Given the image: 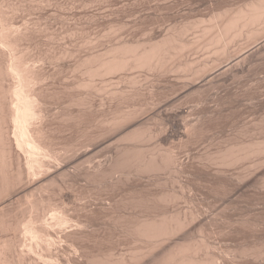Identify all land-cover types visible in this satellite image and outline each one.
Here are the masks:
<instances>
[{
	"label": "bare ground",
	"instance_id": "1",
	"mask_svg": "<svg viewBox=\"0 0 264 264\" xmlns=\"http://www.w3.org/2000/svg\"><path fill=\"white\" fill-rule=\"evenodd\" d=\"M4 1H7V0H0V264H138L139 262L142 263L145 260H147V262H148L147 264H239L238 260H237L238 258H241V260L251 258V260L255 261L256 263L259 261L260 262L263 261L264 260V239H260L256 243L254 242V244L251 246L241 247V249L239 251L237 249L238 252H234L233 254L227 253L229 255L225 254L223 257H222V253L218 254V252H217V254H211L210 251L213 250L212 252L215 253L216 251H214V250H218L217 249L218 247H217V244H215V242H213L214 240H212V242H211L209 240V238L204 234V228H205L204 224H206V226L210 225L212 227V226L217 224V222L215 220L212 219V221L210 220L209 223L208 222L204 223L205 220L203 219L204 220V221L202 220L203 225H197L196 223L198 221H196V220H198V217H200V218L205 217L204 214H203V216H199V215H201V213H198V211L194 212L191 209V212L190 211L189 212H182L180 209L179 210H171V211H170V209H168L169 211L166 210L164 212V210H165L164 208H163V211H162V209H160L161 204H165V206L162 205V207L166 208L168 205H173L174 203L176 204V202H178V200H179V202H182L181 198L186 197V196H184L185 195L184 193L178 194L177 192H174L175 190H173V189L171 190L173 192H171L169 190H166L165 188H163V190L164 189L165 190L164 191L161 190V192H158V190H157L158 193H156V192L155 193H149V192H154V191H151L152 190L151 188H150L151 190L149 189L150 191L147 190L146 187L148 185L145 187V185L144 186L142 184L140 185V183H139V185H137L138 183H136L135 185L132 184V186H130L129 190H130V192H132L131 194L136 193V195L138 194V196L133 194V195H135V197H132L133 195L130 197V194H128L130 197L129 198V197H127V194H126V197L124 196L125 199H123V200H126V198H129V199L133 198L132 200L127 199L129 201V204H128L129 207L127 205V201H126L127 207L125 204L124 205H125L126 209L127 208L130 209V206H131V209L135 210V212H133V210H132V212H133L132 213L131 209H130V211H127V212H130V215H121L120 217L118 215V219H115L116 217L113 218L112 216H115V214H116V212L114 210L115 205H113L114 202L117 203L116 201H114L113 203L110 201L111 203H109L108 201H106V199L104 200V198H102L103 195H101V194L98 195L97 196L98 199H99V197H100L99 200L102 199L100 201L101 203H99V204L96 203L99 205V208H97V209H100V207H101L100 212H98L99 210L97 211V209L91 210L93 208L92 206L95 205V204L92 205L91 203L97 199L96 197H93V198H95L93 201L91 199H90L91 201H89L86 198L88 195L85 197L84 195H82L77 190L76 191H74V190L76 189V187L78 185H81L80 183H78V182H81L80 178H81V180H83V179L85 180L87 178L86 181H88V182L90 181V183H89L90 187L93 186L96 188L98 187V189H100V187L103 188L105 186L107 189V187L109 186L112 188V190H114L113 192L115 193L117 190H119V188L121 190V184L122 183H126L125 181H127V183H128V180L129 179L131 180V178H134L133 180H135L136 178L138 179L141 176L143 177L144 175H146V177H147L149 174L153 175V174L160 173L162 171L165 172V170H168V172H169L170 171L169 169H172V168H173L175 174H177V175L184 174V172H186L185 170L188 169V168L184 167V165L187 163H184V161L180 162L181 159L178 160V157H177L178 154L176 156L174 154V150L172 151V149H170V148L165 149L164 148L165 146L163 144H165V145H166V143L170 144V142L171 143L175 142V141L177 142V140L181 146L183 144H186L187 146H188V144H190L189 146L191 147V145L196 146L197 145L196 143L201 144L200 140L202 141V139H204V137L207 135L206 133L208 131H210V128L213 126L212 123L216 122L217 119L219 120V117L221 114L223 115V111L227 108V107L225 108V106H227V105L222 103L224 101L222 99L227 97L228 93H229V95L230 94L232 95L233 93L235 94L237 89H235L233 86H231V84H229L227 82H226L227 84L226 83L224 84L222 82L223 86L224 85L228 86V84H229V86L232 87L231 90H234V91L236 90L235 92L232 91L233 93H231V90L229 89L230 91H228V93H226V91L228 90L229 87L225 88L226 86H224V88H223L224 90H223L222 87H220L222 85H220V83L218 81H214V80L218 77H219L220 81H222L223 79L228 80V77L231 78V76H232L233 79H234V77L237 78V80H235V81H239L238 74L240 73V70H244V64L248 65L246 63V61L249 58V56L251 55V54H249L250 51H248L247 49L250 50L251 48H254L252 46L255 45V43L257 41L263 40L262 38H264V0H244V2L242 1L243 4H240L237 7H235L236 4L234 6H232V4H231L230 6H228V5L226 7L223 6L220 9L219 8L212 9L213 11L210 12V15L209 14L208 15L203 14L202 16L199 17V19L196 18L197 20H195L194 22H192V21L186 22V23H183L180 25L175 24L174 26H172L171 29L168 28V29H170L169 31H167V29H166L167 32H165V30H164V32H165V33L163 32L164 34L161 31H160V33H162V34L159 35V32H158L157 36L154 35L153 33H151L152 35H154V37L152 36V38L150 37V39L143 40V41H138V40L136 41V38H135V41L133 39H132L133 41L123 40L124 38L122 39V37H123L122 36L121 37L122 41L117 42V41H115L117 39V38L115 39V35L117 34L115 32H117V30L115 31L114 29L117 27H120L121 25L117 26V27L113 26L114 28L112 30L110 29L109 32H111L113 30L115 31V32L113 31L114 36L113 35L112 36L115 39L113 41H115L116 43L113 42V44H112L110 41L109 42L111 44L108 43L107 39H108L109 34H107L106 30H105V33L107 34V36L105 35V33L102 34V36H103V38H104V36L107 38V39L106 38H104V39H106L105 41L108 44L107 45H106V43L104 44V39H103V44H102L103 49H99L101 51H98V50L94 51L93 48H96L95 47L96 44H98V42L102 39V38H100L101 35L99 37L97 36V34H96V37L95 36L94 37L93 36L88 37L87 35H85V38H84V40H82V42L84 41L88 47L91 45L89 48L92 51L86 53L85 56L82 54L81 56L79 55L77 57L75 56V53H76L75 50L76 49L74 47V46H76V42H78L74 38L77 31L74 32V34H73L74 36H72L71 33H69L67 36V38L69 36H70L69 38H71V36H72L74 38V40L72 38L73 42L76 41L75 44L73 45L71 43L72 40L70 39L71 40L70 44H72L73 48L69 47V46H68L69 48H67L66 47L67 45H65L66 42H65V44L62 42H60V43L58 42V44H57L56 41L59 40V37H57V39L54 38V44L56 43L57 46L59 45L58 47H60V44L62 43V44H64V49L61 48L62 50H60V48H58L60 52L58 51L57 47H55L56 48L55 50L52 49L53 52L54 51L56 53L58 52L57 54L55 52H54L55 54H52V51H50L51 52V54H50V52H44L43 50H41L43 52H41L38 55H35L36 57H33V54H35V53H33L34 51L32 53H30L31 52L30 47L34 44V43L32 44V42H35L38 40V38L36 40V32H38L39 29L42 27L41 26L42 22H40L41 23V25H40L39 22L37 21L38 25L41 26V27H39L38 31H37L38 27L37 28L32 27L34 24L33 21H32L31 26L28 25L29 23L31 24V22L26 21L28 18H26V20L23 19L28 24H25L23 26V24H24L23 22H18L20 24V26H19V24L15 21V20H17V17L15 19V14H16L15 11H18V9H20V8H18L16 5H14L15 2L12 4L11 1L10 2L8 1L9 3L5 2L6 4L8 3L6 6L4 4ZM17 1H19V0H17ZM29 1H33V0H29ZM29 1L25 0V4L22 3V1H20V2L24 5H27V3H29ZM48 1L49 0H46V2H48ZM35 2H37V0H35L32 3L30 2V4L32 5L34 3L33 5H36V7H37L36 10H37L38 8H40V6H37L38 2L37 3H35ZM46 2H45V0L43 2L41 1V3L47 4ZM69 2H71V1H69ZM92 2H94V0ZM21 3H17V4H21ZM87 3H88V1H87ZM94 3H93V5H94ZM174 3H176V1H174ZM101 4H102V2H101ZM177 4H178V2H177ZM28 6L30 8V5H28ZM32 6H31V8L34 10L35 8H33ZM52 6H50V7L52 8ZM56 6H58V5H56ZM41 7L43 8V5H41ZM45 7H46V5H45ZM82 7H84V6L82 5ZM82 7H81V9H82ZM63 8L65 9V7H63ZM87 8H88V6H87ZM106 8H108V7H106ZM9 9H11V11H9ZM25 9H26V7H24V11H25ZM32 9L29 10L30 13H31ZM90 9H92V8H90ZM21 10L19 12H21ZM61 10H63V9H61ZM86 10H88V9H86ZM42 11L46 12L45 10H42ZM55 11H57V10H55ZM81 11L83 12V10H81ZM32 12H34V11H32ZM88 12H90V11H88ZM199 12H200V9H199ZM13 13H15L14 17L12 15ZM50 13H51V11H50ZM192 13L194 14V11ZM192 13H191V15H192ZM22 14H24V13H22ZM189 15H190V13H189ZM16 16H18V15H16ZM45 16L47 17V15H45ZM24 17H26V16L23 15V18ZM39 18H41V17H39ZM141 18H142V16H141ZM43 19H45V18H43ZM43 19L41 18L38 20L44 21ZM52 19H54V18H52ZM144 19L145 18H143V20ZM63 20H64V18H63ZM100 20H102V19H100ZM183 20H184V17H183ZM93 21L95 22V20H93ZM97 21H99V19ZM115 21L117 22V20H115ZM34 22H36V21H34ZM44 22H43V26L45 27V25H47V24L44 25ZM62 23L64 24L63 21H62ZM173 23H175V22H173ZM66 24H67V22H66ZM83 24H84V22H83ZM35 25H36V23H35ZM71 25H72V23H71ZM122 25H123V23H122ZM135 25H137V24H135ZM169 26H171V25H169ZM44 27H42V28H44ZM84 27L86 28V26H84ZM127 27H128V25H127ZM68 28H71V27H68ZM75 28H76V26H75ZM75 28L72 30L75 31L76 30ZM77 28H78V26H77ZM110 28H111V26H110ZM65 29H66V27H65ZM122 29H123V27H122ZM122 29H120V30H122ZM132 29H135V28H132ZM141 29H142V27H141ZM47 30H49V29H47ZM63 30H61V32H63ZM103 30H101V31H103ZM79 31L81 32V30H79ZM84 31H82V32H84ZM191 31L193 33L197 34V35L194 34L195 36L191 34L192 36H194V38H192V39L189 38L191 36L189 34ZM51 32H53V30H51ZM51 32L47 31V32H44V35L42 33H40V34H41V36H44V38H46V34H49V33L52 34ZM89 32H90V30H89ZM72 33H73V31H72ZM111 33H110V35H111ZM54 34H56V33H54ZM54 34H52V40H53ZM58 34L56 36H58ZM188 34L190 35L189 37H188ZM63 35L64 34H62V36H61V34H60L59 35L60 38L63 37ZM66 35H65V37H66ZM117 35H119V34H117ZM47 37L49 38V35H47ZM79 37H82V36H78V38ZM130 37H131V35H130ZM111 38L112 37L110 36V39ZM118 39H120V38H118ZM128 39H129V37H128ZM141 39H146V38H141ZM50 40H49V42H50ZM52 40H51V45L50 44L47 45L50 47V48L48 47L49 50L52 47L54 48V46H56L54 44L52 45V43H53ZM63 40H64V38H63ZM43 41H44V39H43ZM59 41H62V40L60 39ZM263 41H261L259 43L257 42L256 45L258 44L257 46H259L260 43H263ZM49 42L47 41V43H49ZM38 43L35 42L34 45L35 46L40 45ZM100 43H102V40ZM70 44H68V45H70ZM78 44L79 43H77V45ZM85 44H84V48L87 47ZM79 45H83V44L80 43ZM247 45L248 46L252 45V46L248 47ZM78 46H77V48H78ZM92 46H93V48L91 49ZM257 46H255V47H257ZM61 47H62V45H61ZM98 47H99V45H97V49H98ZM70 48H72L73 51ZM33 49H34V47H33ZM37 49H39V48H37ZM46 49H47V47H46ZM82 49H83V47L81 46V49H79V50H82ZM79 50L77 49V52H79ZM192 50H194V51H192ZM245 50H247L249 53L245 54L246 56L244 55L243 58L239 57L240 55L242 56V54L245 53ZM254 50H256V49H254ZM197 51H198V54H199V52H201L202 55L196 56ZM241 51L242 52L244 51V52L241 54ZM262 51H264V44L261 47L260 46L257 47V50L255 52L253 51L254 53L252 52V49H251V53L254 54V56H256L255 55L256 53H259ZM39 52L40 51H38V53ZM83 52L85 53V51H83ZM193 52L194 53L196 52V53L194 54ZM188 53H190V55ZM192 53L195 56L194 58H193ZM77 54H80V53H77ZM191 54H192V58L190 57ZM236 54L237 55L240 54V55L236 56ZM263 55H261L262 58L264 57ZM74 56L76 57V61L72 62V64L68 63V62H71L73 60L72 57H74ZM198 56H199V58H196ZM261 56L260 57L258 56V58H261ZM69 57H71V61L66 62L67 61L66 58L69 60ZM236 57H239V59L240 58H242V59L239 60L237 58L238 59L237 60L238 62H237ZM231 58L232 59L234 58L235 59V60L233 59L234 63H235V61H236V63L234 65H231V66L228 64L229 67L224 69L223 68L224 65H222V64L227 62V61L230 62L229 59H231ZM258 58H257V60H258ZM232 59H231V61H232ZM52 62L58 63V65H56L55 63H54L55 65L53 64L56 67L55 69H53L54 71L51 69L54 66L49 65ZM251 62L254 63V61H251ZM263 62H264V60L262 61V64H263ZM38 63H40L41 65ZM47 63H49L48 64L49 67H48V65L46 66ZM227 63L225 66H227ZM221 65H222V67H220ZM45 66L47 68L51 69L53 72H51L49 69H46ZM258 66H259L258 69H260L261 67L264 66V64L261 66V63H260V65H258ZM217 67L223 68V69L220 70V73L218 75L216 74L217 76L213 75L215 77H211L210 74H214V72L217 73V71L219 70V69H217V71H214V69L216 70ZM251 67H250V69L252 70ZM47 70H49V71H47ZM261 70H264V69L262 68V69H260V71ZM136 71L141 72V74H143V75L146 73H148V74H146L147 76L146 75L141 76L139 74L142 78L139 77V75H138V77L141 78L138 80V77L136 75ZM244 71H248V70H244ZM255 71L258 72L259 70H255ZM69 72L71 73V75L73 74L72 80L71 79H69V80L65 79L67 77L72 78V76L70 75ZM128 72L129 73L132 72L136 76H133L134 74L132 75V73L130 75ZM144 72H146V73H144ZM64 73H66V74L68 73L70 76L65 75ZM241 73L242 74H239L240 76L246 72H241ZM260 73L262 75L264 74V72H262V71ZM152 74H154V77L156 75L157 77H162L164 79H167L166 77H168V76L172 78L176 74L175 77L178 76L179 79L175 78L176 82L174 80H172V82H171V80H170L172 85L170 82H168V83H170L171 86H169L168 83H167L168 85L166 86V82L164 79L162 80V78L160 79V78L156 77V79H158V80L160 79L161 81H164V82H161V83H163L162 86L165 83L164 89L169 86L167 91H166V89H165V91H164V89H162V91H161V90H159L161 88H159L157 90V88H158L157 86L158 85L160 86L159 82H156L157 86L154 85V83H152V80H153V79H151L152 78L151 76H153ZM172 74H174V75H172ZM253 74H255L254 71H253ZM115 75H117V76H115ZM255 75H257V74H255ZM258 75H259V72H258ZM145 76H146L147 80L151 79V80H148V83H147V80L145 78H143ZM180 76H181V78H180ZM116 77H118V78L120 77V81H121V82H119L120 84L123 83L127 86H124L122 84L120 86V84L118 82L116 84H114L113 80ZM242 77L243 76L240 77V80ZM263 77H264V75H263ZM263 77H260L259 80H263ZM118 78H116L117 81H119ZM156 79H155V81H156ZM172 79H174V78H172ZM182 79L184 82L182 81ZM219 79H217V80H219ZM248 79H249V77H248ZM251 79H253V78H251ZM140 80L141 81L143 80L142 83L146 80V82H144V83L146 84V86H149V87L147 88L144 84H143L144 87L142 86V84L140 85V83H141ZM227 80H225V81H227ZM259 80L257 82H259ZM149 81H151V82H149ZM166 81H169V80H166ZM173 81H174V83H173ZM235 81H233V82H235ZM216 82H218L219 84L218 83H217L218 85L213 84ZM149 83L150 84L152 83V84L150 85ZM147 84H149V85H147ZM236 84L238 85V83H236ZM257 84L260 85L259 83H257ZM213 85L216 88H214ZM263 85H264V82H263L262 86L260 85L256 88L254 87V89H258L259 87H263ZM238 86H240V85H238ZM207 87H209L207 93L212 92L214 89L217 90V88L220 87L219 90L222 89L223 93L225 92L227 94V95L226 94L224 95L225 97L223 96L224 98H220L217 96L219 94V93L217 94L218 90L217 91L214 90V92H212V94L210 93L211 99H212V95L214 93H216L217 95L214 94L215 95L214 97H216L217 99L222 101L221 105L224 104L223 108L221 109L222 106L219 104L220 101H218L215 98V100H213V101L217 100L216 102H218V103L212 102V104L216 103L217 105L221 106L220 112L225 108L221 114L218 113V115L220 114L219 116L216 115L217 114L216 112H219V109H218L219 106H217V109L215 108V110H218V111H216L214 114L213 111H215V110L211 109V107H213V108L216 107L215 106L216 104H214V105L211 104L212 106L209 105V103L212 101L210 98H209L210 101H209V103H207V105L211 106V107H208L206 104H204V105H205V107L209 108V109L205 108L206 110H213L212 113L209 111L205 112L204 110H203V112L201 111L204 108H201V106L203 104H201L200 102H202L205 99V97H207L206 99H208V96H209L208 95L209 93L207 95H204V94H206L207 89L205 91L203 89H205ZM210 87H212V88L210 89ZM247 87H249V86H247ZM146 89H147V92L149 91L148 92L149 96L147 95V92L145 91ZM247 89L249 90V88H247ZM263 89H264V87H263ZM209 90H211V91H209ZM250 90H251V88H250ZM158 91H160L161 93L163 91L166 92V93H164L165 96H166V94H169V95H171L173 93L174 94L172 96H169V97L166 96V98L164 97L165 98L164 100L163 99L161 100L162 97H160V96H159V98L157 97ZM169 91H170V93H169ZM257 91L261 92V88ZM155 92H156V94H155ZM200 92H201V95L205 92L202 95V97H204V98L201 100H199V98H198V97L201 98V96L199 94ZM219 92H221V91H219ZM259 92H258V94H260L262 96V94ZM262 92L264 94V91H262ZM145 93H146V95H145ZM161 93H160V95L162 96L163 93L162 94ZM238 93L239 92H236L235 95L233 94L234 97H233V95L229 96V98H231L232 102H233V100L235 101V97L237 99V96L240 95ZM164 94H163V96H164ZM196 94H198V96ZM242 94H241V96H242ZM100 95H103L107 100L106 99L103 100L104 97L101 96L103 98L102 99L100 97ZM193 95H194V98L191 97ZM248 95L249 94H247V96ZM143 96H145V97H143ZM146 96H148V97H146ZM195 96L197 97L196 100H198V102L200 101L198 105L201 104L200 105L201 109H199L196 102L193 101V99L195 100ZM96 97H97V100L100 97L99 98L100 102H101V100L103 103L105 101L106 102L108 101V105H109V103H110V105L108 107L106 106L104 108L102 106L103 103H100V102L96 103V104H101V110H100V108L96 107L97 105L95 104V100H96L95 98ZM190 97L192 99L190 101H193L196 104L195 106L200 110L199 111L200 113L202 112L201 115L199 114V118H198V116L196 118L195 114H193L197 111V109L194 108L195 106H190L189 104L191 102L187 101L189 103L187 105L190 106V107H188L186 105L187 102L186 103L184 102L185 100L189 99ZM244 97H246V96H244ZM263 97H262V100H263ZM144 98H146V99L144 100ZM156 98H158V99H156ZM232 98H233V100H232ZM139 99H143L142 103ZM227 99H228V97H227ZM259 99H258V101H259ZM60 100H63V104H61ZM97 100H96V102H97ZM228 100H226V103ZM237 100H240L239 97ZM237 100H236V102H233V103L231 102V104H233L235 107H238L237 106L238 104L236 105V103H241L239 101L237 102ZM55 101L56 102L59 101V103H60L59 106L61 108H59V106H58L59 110H58L57 106H54V108L56 107L57 111H60V109L62 111V112L60 111V114L58 112L57 115H55V112H54V111H56V108L54 110L51 109L52 108L51 106H53L52 104H54L53 102H55ZM135 101H137V102H135ZM157 101H159L158 104H155V103H157ZM240 101H243V100H240ZM249 101H251V100H249ZM115 102H116V104H115ZM206 102H207V100H206ZM105 103L103 105H106ZM130 103H133V104L130 105ZM184 103H185V105L183 106ZM194 103H193V105H194ZM61 105L66 106V107H63L64 108L63 109ZM152 105L155 108L152 107ZM155 105H158V106L156 107ZM249 105H251V104H249ZM239 106H240V104H239ZM151 107L154 109H151ZM202 107H204V106H202ZM261 107H263V106H261ZM186 108L188 110L190 108V110H191V112H188V115H189V113H192L194 115V117L196 118L195 119L193 117L194 122L191 121L190 119H192V118H190L189 119L191 121L190 123H186V122H188V121H186L187 119L184 120V121H186L184 123L183 119H184L185 114L187 113ZM193 108H194L195 112H193ZM242 108H245V107H242ZM252 108H254V107H252ZM148 109H151V110H153V112H155L152 117L150 116V118H146V116H145ZM247 109H249V108H247ZM51 110H52V112H51ZM151 110L148 111V114H149V112L152 113ZM253 110L251 109V111H253ZM259 110H260V108H259ZM262 111H264V110H262ZM53 112H54V115L52 114ZM199 112L197 111V113H199ZM50 113H51V115L54 116V118L52 117L53 119H55L53 121L55 123L57 121V123H56L57 126L55 124L56 128L53 127L54 122H50L52 124H50L48 122V117H50L49 121H52ZM208 113H211V115H209ZM258 113H260V112H258ZM191 115H189V116L192 117L193 115L192 116ZM254 115H255V113H254ZM240 116L241 115H239L237 117H240ZM242 116H243V114H242ZM186 117H188V116H186ZM230 119H228V120H230ZM152 120L154 121V123L156 120H157L156 122H158V120H159V122L161 121V123H158V125H155L156 127L154 128V126L151 127V125L149 123ZM195 120H196V122H195ZM241 120H245V119L242 118ZM259 120H262V119H259ZM182 121H183V123H182ZM250 121H252V120H250ZM250 121H249V123H250ZM247 122H248V120L246 121V123ZM227 123H225L223 125H226ZM240 124H241V122H240ZM252 124H251V126H253ZM262 124H264V122H262ZM231 125H233V124H231ZM243 125H245L244 128H246L247 125L244 123H243ZM243 125H240V126L243 127ZM247 128H248V126H247ZM253 128H252V130H253ZM263 128H261V129H263ZM58 129H59L58 134L63 133L65 130H70V133H71L70 137H69V135H68V137H66L67 136L66 131H65V134L64 133L61 134L63 137H60L61 135L59 136L57 134ZM61 129H63L64 131L63 130H62L63 132L60 131ZM226 131H224V133ZM238 131H241V130L239 129ZM248 131H250V130H248ZM248 131H247V133L249 134L250 132H248ZM259 131H261V130H259ZM216 132H217V130H216ZM256 132L254 133V131H253L254 134H256ZM233 133L237 134L235 132H233ZM241 133H242V131H241ZM229 135L231 136V134H229ZM258 135H256V136H258ZM239 136L241 137L240 134H239ZM247 136H246V138H247ZM250 136H252V135H250ZM227 137H229V136H227ZM243 137H245V135ZM254 137H255V135H254ZM256 138H255V140L251 139L249 141H246L247 139L244 141L242 139L241 140L235 139L232 142L228 138L230 141H227V142H231V143L230 144L227 143V145L224 144L226 147H223V148L217 150L215 153H208V151H207V153H208L207 155L204 153L205 157H203L204 155L203 156L200 155L201 160L199 159V156H197V157L200 160V163L202 162V160L207 162L205 164L202 162L203 166L208 164L206 166L209 167L210 162L212 163L210 167H212V165H214L213 167H215V165H218V166H216V169L219 168L220 171H218L219 169L218 170L214 169L216 171V172L215 171L214 172L217 174H211V176H213V178H214V182L216 181V182L220 183L221 185H224L225 188L227 187V189H234L236 191L237 189H240L245 184V182L249 180V178L251 179V177L254 176L253 174H258L261 170L264 169L263 168L264 166L262 165V163H264V159H263V161L262 160L255 161V160H257L256 159L257 156L263 157V155H264V138L262 141H260L261 139L256 140ZM224 139L226 140V138H224ZM224 139H222V140L224 141ZM248 139H249V137H248ZM206 140H207V138L204 139L203 140L204 142L202 141V143L204 144ZM209 140H210V138H209ZM152 142H154V143H152ZM216 142H217V140H216ZM207 143H208V141H207ZM172 144H174V143H172ZM172 144H171V146H172ZM218 144H221V143H218ZM59 145L62 147H60ZM186 145L185 146L183 145V147L187 148ZM209 145H210V143H209ZM57 146L62 148L61 149L62 151L61 150L59 151L58 150L59 148ZM215 146H218V145L215 144ZM215 148L216 147H214V150H215ZM180 149H181V147H180ZM208 149L210 150V148H208ZM178 150H177V152H179ZM209 152H211V151H209ZM198 153H199V151H198ZM252 157L255 158V159H253V161L257 162L256 163L257 165L260 164L259 167L261 165H262V167L258 168V166L254 163L253 166H255V167H253V166L252 167L253 168L257 167V169L254 170L253 172H251L252 175L248 172L249 168H246L248 170L247 171L248 177L251 175V177H249V178H246L247 175L246 176L242 175V174L246 173V170L242 171V172H244L242 174H240L241 171L240 172L238 171V173H239V174H237L238 176L236 174H234V177H231V175L233 173L230 174L232 170L229 171L230 173L228 172V170H226L227 172L223 171L228 167H230V169H233V168H231V166L237 165L240 162H241L240 164H242V162H244V161L246 162V160H248V159L250 160V158L252 159ZM261 157L260 158L257 157V158L261 159ZM183 158H186V157H183ZM193 158H195V157H193ZM198 159H195V160L198 161ZM186 161H187V159H186ZM193 164H194V162H193ZM180 165H182V166H180ZM199 165L200 164L198 163V166ZM244 165H246V164L244 163ZM192 166L190 165L188 167H192ZM206 166H205V169H206ZM219 166L222 168H220ZM242 166H243V164H242ZM248 167L251 168V165H249ZM198 168L199 167H197L196 168L197 170L196 169L195 170H196V173L198 172L200 174H198V175L196 174V176H199V175L201 176L202 174H204V175H206V177L204 175H202V177L212 178V177H207V176H210L207 173L212 172L211 171L212 168H209V170L211 169L210 172H208L209 170L206 169L207 173L205 172L204 168H203L204 169V171H203L201 166L199 169H202L201 171H203V172H199L200 170ZM236 168H238V167H236ZM221 169H223V170H221ZM234 169H235V167H234ZM236 170H238V169H236ZM189 171H187V172H189ZM257 171H259V172H257ZM214 172H212V173H214ZM224 172L227 174L229 173L228 175L230 177L227 176V174L225 175ZM235 172H237V171H235ZM166 173H167V171H166ZM172 173L173 172H169V174H172ZM160 174H162V173H160ZM261 175L264 176V172L261 173ZM168 177L169 176H167V178ZM170 177H172V176H170ZM178 177H181V176L179 175V176H177V178ZM157 178H159V177H157ZM184 178H185V176H184ZM178 179H180V178H178ZM149 180H150V177H149ZM152 180H150V181H152ZM159 180H161V179H159ZM260 180L259 181L261 183V186H259V187L257 186V188H259V192L261 190L260 189L261 187H263L262 189H264V178L262 177ZM165 182H166V180L164 181V183ZM176 182L177 181H175V183ZM158 183H159V181H158ZM161 183H163V181ZM165 184H167V183H165ZM170 184H172V183H170ZM215 184H217V183H215ZM257 184H259V183H257ZM123 185H125V184H123ZM163 185H162V187H163ZM179 185H182V184L179 183ZM156 186H157V183H156ZM186 186H188V185H186ZM207 186H209V185H207ZM224 186H223V188H224ZM154 187L155 186H153L152 188H154ZM165 187H168V185ZM182 187H183V189L185 188L184 186H182ZM172 188H175V187H172ZM178 188H179V186H178ZM180 188H181V186H180ZM190 188H189V190H190ZM201 188H200V190H201ZM82 189H84V188H82ZM144 189H146L145 190L146 193L148 192L149 194H146V193L142 194V191ZM154 189H157V188H154ZM129 190L127 191V189H126L125 190L126 193H128ZM182 191L183 190L181 188L180 192H182ZM186 191H188V189ZM229 191H231V190H229ZM261 191H264V190H261ZM189 192H187V193H189ZM203 192L205 193V190H203ZM217 192H219V191H217ZM214 193H216V192L214 191ZM256 193H258V192H256ZM261 193H260V197H261ZM93 195H94V193H93ZM189 195H190V193H189ZM217 195L215 194V196H217ZM254 195L256 196V194H254ZM210 196H211V194H210ZM236 196H238V195H236ZM83 197H85L87 201L85 202V200H84V203L81 202V204H80V201L83 200ZM90 197H92V196H90ZM124 197H122V198H124ZM246 197H243V198H246ZM105 198H107V197H105ZM122 198H121V200H122ZM224 198H226V197H224ZM118 199H119V197H118ZM118 199H116V200L118 201ZM256 199H258V198H256ZM99 200L96 202H99ZM123 200H122V202H123ZM186 200H187V198H186ZM240 200H242V199H240ZM200 201H202V200H200ZM204 201H206V200H204ZM106 202H108L107 204H110L111 206L107 207ZM223 202H224V199H223ZM71 203L76 204V205H74L75 207L73 209L76 212L72 210L74 213L70 211L71 209H70L69 204H71ZM118 203H120V202H118ZM190 203H192V202H190ZM195 203H198V202H195ZM230 203H228V205ZM247 203H248V201H247ZM89 204L92 205L91 209H89V207H90ZM98 205H96V206L98 207ZM187 205H188V203L186 204V206ZM250 205H253V204H250ZM259 205H260V203H259ZM174 206L175 205H173L172 207H174ZM180 206L181 205L179 204V207ZM196 206H194V207H196ZM243 206L244 205H242V207ZM245 206H247V205H245ZM199 207H201V206H199ZM209 207H210V204H209ZM231 207L232 206H230V208ZM236 207L237 206H235V208ZM242 207H241V209H242ZM251 207H253V206H251ZM72 208H73V206H72ZM94 208H96V207L94 206ZM147 208H149L151 210H148ZM227 208H229V207H227ZM235 208H234V210H235ZM261 208H264V207H262V205H261ZM143 209H145V210L147 209L149 211V213H148L149 215H146L145 213H143V212L147 213V210L146 211L144 210L142 212L141 210H143ZM152 209L161 210L163 213L160 211L159 212L158 211L153 212ZM223 209H221V210H223ZM113 210H114V213H113L114 215H112ZM137 210H139V211H137ZM187 210H185V211H187ZM194 210H196V209H194ZM77 211L79 212V214L77 213ZM150 211L153 214H150L151 213ZM204 211H206V210H204ZM231 211H233V210H231ZM157 212L159 214H154ZM200 212H202V211H200ZM221 212H223V211H221ZM72 213H73V215H72ZM75 213H77L78 215L76 214L74 216ZM96 213H97V215H96ZM99 213L100 214L102 213L105 218H108L107 220H109V221H107L106 223H101L100 220L98 221L97 216ZM100 214H99V217L102 216V214L101 215ZM121 214H122V212H121ZM123 214H125V213H123ZM225 214H227V213H225ZM47 215H49V216L47 217ZM235 217H233V218H235ZM200 218H199V220H200ZM239 218L241 219V217H239ZM206 219H207V217H206ZM227 219H228V217H227ZM244 219H246V218H244ZM218 220H219V218H218ZM230 220H231V217H230ZM246 220L242 219L241 223L243 225L244 224L246 225L247 224ZM104 221H106V220H104ZM225 221H227V220H225ZM238 221H241V220H238ZM255 221H256V219H255ZM110 222H112V223H110ZM248 222H249V219H248ZM229 223H230L229 225H231V221ZM260 223L261 224L263 223L262 219H261ZM251 224L256 225L255 222L251 223ZM261 224L260 225L258 224V226H261ZM245 225H244V227H245ZM103 226L106 227V230H108L109 228H114L115 230H117V232L119 231L118 233H120V235L123 236L125 238V240L127 238L129 240H132L133 244L136 246L133 247V251L130 250V251H132L131 253L128 250V252H129L128 254H130V255H128L127 253H125V255H123V253L122 254L119 253L120 255L116 254L117 252L112 247L113 245L109 246V244H108V242L110 243L111 241H108L109 238L107 236H111V234L107 235V234L103 233V235H101L98 233V232H100L99 230ZM231 226H230V228H231ZM258 226L256 225V227H258ZM223 229H225V228H223ZM253 229L254 228H252V231H253ZM257 229H255V231H257ZM244 232H245V229H244ZM208 234H209V232H208ZM227 234H228V232H227ZM228 235H230V234H228ZM230 238H232V237H230ZM253 238H256V237H253ZM99 242H101V243L106 242V244H108V245L106 246L104 244V246H103L102 244H100L102 248L100 247V245H99V247H100L99 248L97 246ZM112 244H113V242H112ZM121 250H122V248H121ZM248 260H247V262H249ZM251 260H250L249 264L255 263V262L252 263ZM247 262L245 264H247Z\"/></svg>",
	"mask_w": 264,
	"mask_h": 264
},
{
	"label": "rangeland",
	"instance_id": "2",
	"mask_svg": "<svg viewBox=\"0 0 264 264\" xmlns=\"http://www.w3.org/2000/svg\"><path fill=\"white\" fill-rule=\"evenodd\" d=\"M11 1V3L13 4L14 2V5H16L18 8H20V9H18V11H15V13H13L12 15H13V17H14V14H15V19H16V17H17V20H15L17 23L18 22H23L22 24H23V26L25 25V24H28L27 22H31V24L29 23L28 25H32V21H33V26L32 27H38L37 28V31H38V29H39V27H44L43 26V22H44V25L45 24H47V25H45V27L44 28H40L39 29V31L38 32H36V40H37V38H38V40L37 41H35L36 43H38V44H40V45H34L35 44V42H32V46L30 47V50H31V52L30 53H32L33 51V53H35V54H33V57H36L35 55H38V54H40L41 52H50V51H52V49L53 50H55L56 48L55 47H57V49L58 48H60V50H62L61 48H63L64 49V44H65V42H66V44L65 45H67L66 47L67 48H69V47H72V44L74 45L75 44V42L76 41H78V42H76V46H74L75 47V56L77 57V56H81L82 54L85 56V54L86 53H88V52H91L92 50H90V46L88 47L86 44H85V42L83 43L82 42V40H84V38H85V35H87L88 37L89 36H95L96 37V34H97V36L99 37L100 35H101V37L100 38H102L101 40H102V43H100L101 42V40L98 42V44H96V48H93V46L91 47V49L93 48L94 49V51H101V50H99V49H103V39L104 38H106L105 36H104V38H103V36H102V34H104L105 33V30H106V33L107 34H109L108 35V43L109 44H113V42L114 43H116L115 41H122V39L123 40H130V41H135V38H136V41L138 40V41H143V40H147V39H150V37L152 38V36L154 37V35H156L157 36V33L159 32V35L160 34H162L163 32H164V30H165V32H167V31H169L171 28H172V26H174L175 24L177 25H180V24H183V23H186V22H194L195 20H197V19H199V17L200 16H202L203 14L204 15H210V12L211 11H213L212 9H217V8H221V7H223V6H230L231 4H232V6H234L235 4V7H237V6H239L240 4H243V2H244V0H94V2H92L93 0H49L48 2H46V0H45V2L47 3V4H45V3H41V1L43 2L44 0H37V2H35V3H37V6H40V8H38L37 10H36V5H31L30 4V2L32 3V2H34L35 0H33V1H29V3H27V5H24L25 4V0H19V1H17V0H7V1H4V4L7 6V4L9 3V2ZM20 1H22V3H24V4H22ZM24 1V2H23ZM52 1V2H51ZM58 1V2H57ZM69 1H71V2H69ZM87 1H88V3H87ZM106 1V2H105ZM174 1H176V3H174ZM186 1V2H185ZM192 3H191V2ZM229 1V2H228ZM243 1V2H242ZM5 2H8L7 4L5 3ZM27 2V1H26ZM68 2V3H67ZM86 4H85V3ZM91 2V3H90ZM100 2V3H99ZM101 2H102V4H101ZM177 2H178V4H177ZM238 2V3H237ZM17 3H21V4H17ZM72 3V4H71ZM77 3V4H76ZM93 3H94V5H93ZM226 3V4H225ZM39 4V5H38ZM43 5V8L41 7V5ZM53 6H52V5ZM58 5V6H56V5ZM74 4V5H73ZM79 4V5H78ZM191 4V5H190ZM220 4V5H219ZM223 4V5H222ZM23 7H22V6ZM28 5H30V8H31V6L33 7V8H35L34 10L32 9V11H34V12H32L31 11V13H30V11L29 10H31L30 8H29V6ZM45 5H46V7H45ZM48 5V6H47ZM52 6V8L50 7V6ZM82 5L84 6V7H82ZM93 5V6H92ZM98 5V6H97ZM107 5V6H106ZM176 5V6H175ZM20 6V7H19ZM82 7V9H81V7ZM86 6V7H85ZM87 6H88V8H87ZM213 6V7H212ZM24 7H26V9H25V11H24ZM56 7V8H55ZM59 9H58V8ZM63 7H65V9L63 8ZM105 7V8H104ZM106 7H108V8H106ZM163 7V8H162ZM173 7V8H172ZM198 7V8H197ZM55 8V9H54ZM72 8V9H71ZM88 9V10H86V9ZM90 8H92V9H90ZM168 8V9H167ZM22 9V10H21ZM52 9V10H51ZM61 9H63V10H61ZM78 9V10H77ZM94 9V10H93ZM199 9H200V12H199ZM21 10V12H19ZM27 10V11H26ZM36 10V11H35ZM42 10H45L46 12H44V11H42ZM55 10H57V11H55ZM75 10V11H74ZM81 10H83V12L85 13H83ZM93 10V11H92ZM113 10V11H112ZM194 11V14L192 13L193 11ZM9 11H11V9H9ZM38 11V12H37ZM50 11H51V13H50ZM53 11V12H52ZM55 11V12H54ZM62 11V12H61ZM86 11V12H85ZM88 11H90V12H88ZM159 11V12H158ZM190 11V12H189ZM29 12V13H28ZM79 12V13H78ZM93 12V13H92ZM95 12V13H94ZM119 12V13H118ZM188 14H187V13ZM19 13V14H18ZM21 13V14H20ZM22 13H24V14H22ZM46 13V14H45ZM76 13V14H75ZM114 13V14H113ZM118 13V14H117ZM189 13H190V15H189ZM191 13H192V15H191ZM200 13V14H199ZM213 13V12H212ZM211 13V14H212ZM27 14V15H26ZM29 14V15H28ZM39 14V15H38ZM45 16V15H47V17L45 16H43V15ZM49 14V15H48ZM51 14V15H50ZM73 14V15H72ZM92 14V15H91ZM196 14V15H195ZM16 15H18V16H16ZM23 15H25L26 17H24L23 18ZM61 15V16H60ZM195 15V16H194ZM29 16V17H28ZM36 16V17H35ZM38 16V17H37ZM43 16V17H42ZM80 16V17H79ZM92 16V17H91ZM96 16V17H95ZM105 16V17H104ZM111 16V17H110ZM141 16H142V18H141ZM147 16V17H146ZM179 16V17H178ZM188 16V17H187ZM198 16V17H197ZM39 17H41L42 19L43 18H45V19H43L44 21H39L38 19H41V18H39ZM49 17V18H48ZM60 17V18H59ZM73 17V18H72ZM79 19H77V18ZM94 17V18H93ZM101 17V18H100ZM108 17V18H107ZM114 17V18H113ZM158 17V18H157ZM183 17H184V20H183ZM21 18V19H20ZM26 18H28L27 20H26ZM51 18V19H50ZM52 18H54V19H52ZM63 18H64V20H63ZM69 18V19H68ZM90 18V19H89ZM110 18V19H109ZM143 18H145L144 20H143ZM161 18V19H160ZM180 18V19H179ZM186 18V19H185ZM197 18V19H196ZM26 20V21H24V20ZM34 19V20H33ZM81 19V20H80ZM99 19V21H97ZM100 19H102V20H100ZM109 19V20H108ZM143 21H142V20ZM177 21H175V20ZM194 19V20H193ZM20 20V21H19ZM22 20V21H21ZM49 20V21H48ZM60 20V21H59ZM72 20V21H71ZM83 20V21H82ZM85 20V21H84ZM93 20H95V22L93 21ZM113 20V21H112ZM115 20H117V22L115 21ZM181 20V21H180ZM189 20V21H188ZM34 21H36V22H34ZM39 22V24L41 25V23L40 22H42V25L40 26V25H38V22ZM55 21V22H54ZM62 21L64 22V24L62 23ZM69 21V22H68ZM71 21V22H70ZM104 21V22H103ZM111 21V22H110ZM119 21V22H118ZM151 23H150V22ZM185 21V22H184ZM53 22V23H52ZM66 22H67V24H66ZM83 22H84V24H83ZM102 22V23H101ZM173 22H175V23H173ZM35 23H36V25H35ZM71 23H72V25H71ZM77 23V24H76ZM82 23V24H81ZM86 23V24H85ZM89 23V24H88ZM116 23V24H115ZM122 23H123V25H122ZM139 23V24H138ZM19 24V23H18ZM75 24V25H74ZM79 24V25H78ZM92 24V25H91ZM95 24V25H94ZM135 24H137V25H135ZM49 25V26H48ZM52 25V26H51ZM62 25V26H61ZM70 25V26H69ZM97 25V26H96ZM99 25V26H98ZM108 25V26H107ZM121 25V26H120ZM127 25H128V27H127ZM169 25H171V26H169ZM19 26H20V24H19ZM22 26V25H21ZM59 26V27H58ZM61 26V27H60ZM75 26H76V28H75ZM77 26H78V28H77ZM80 26V27H79ZM84 26H86V28L84 27ZM110 26H111V28H110ZM117 27V26H120V27H117V28H115L114 30L116 31L117 30V32H115L114 30V32L115 33H117V34H119V35H115V39H114V32L113 31H111V32H109V30L111 29H113L114 27ZM135 26V27H134ZM169 26V27H168ZM47 27V28H46ZM49 27V28H48ZM64 27V28H63ZM65 27H66V29H65ZM68 27H71V28H68ZM73 27V28H72ZM84 27V28H83ZM97 27V28H96ZM122 27H123V29H122ZM126 27V28H125ZM141 27H142V29H141ZM46 28V29H45ZM62 28V29H61ZM76 29L75 31L74 30H72V29ZM95 28V29H94ZM132 28H135V29H132ZM140 28V29H139ZM168 28H170V29H168ZM47 29H49V30H47ZM56 29V30H55ZM64 29V30H63ZM93 29V30H92ZM101 29V30H103V31H99V30ZM120 29H122V30H120ZM150 29V30H149ZM166 29H167V31H166ZM46 30V31H45ZM51 30H53V32H51ZM61 30H63V32H61ZM67 30V31H66ZM73 31V33H72V31ZM79 30H81V32L79 31ZM85 30V31H84ZM89 30H90V32H89ZM97 30V31H96ZM125 30V31H124ZM51 32L52 34H54V33H56V34H54V36H53V40H52V34H46V38H44V36H41V34L40 33H42L43 35H44V32ZM77 31V32H76ZM82 31H84V32H82ZM88 31V32H87ZM160 31L162 32V33H160ZM74 32H76V34H75V42H73V40H74V38L72 37V36H74L73 34H74ZM96 32V33H95ZM103 32V33H102ZM119 32V33H118ZM164 32V33H165ZM195 32V31H194ZM40 35H38V34ZM59 33V34H58ZM69 33H71L72 34V36H71V38H67V36H68V34ZM105 33V35L107 36V34ZM110 33H111V35H110ZM151 33H153L154 35H152ZM156 33V34H155ZM163 33V34H164ZM58 34V36H56ZM61 34V36H62V34H64L63 35V37H61L60 38V35ZM67 34V35H66ZM81 34V35H80ZM92 34V35H91ZM151 34V35H150ZM190 35L192 34V35H194L195 33H193L192 31L189 33ZM188 34V37L190 36ZM47 35H49V38L53 41V43H52V45L54 44V38L55 39H57V37H59V40L61 39L62 41H56L57 42V44H58V42L60 43V42H62V43H64V44H60V47H58L57 46V44L55 43L54 45H56V46H54V48L52 47L50 50L48 49V47L49 46H47V45H51V40L47 37ZM65 35H66V37H65ZM82 36V37H79L78 38V36ZM113 35V36H112ZM130 35H131V37H130ZM190 36L189 38H194V36L195 35H197V34H195L194 36ZM56 36V37H55ZM84 36V37H83ZM110 36L112 37L111 39H110ZM117 36V37H116ZM119 36V37H118ZM123 36V37H122ZM121 37H122V39H121ZM128 37H129V39H128ZM42 38V39H41ZM50 40V42H49V40ZM63 38H64V40H63ZM72 38H73V40H72ZM77 38V39H76ZM118 38H120V39H118ZM140 38V39H139ZM141 38H146V39H141ZM43 39H44V41H43ZM49 42V43H47V41ZM66 39V40H65ZM72 41H71V40ZM106 39H104V44L106 43ZM110 39V40H109ZM133 39V40H132ZM263 40H264V38H262ZM41 40V41H40ZM113 40H115V41H113ZM263 40H260V41H257L258 43L259 42H261V41H263ZM46 41V42H45ZM70 41H71V43L72 44H70ZM111 43H110V42ZM256 42V43H257ZM47 43V44H46ZM77 43H81V44H83V45H77ZM100 43V44H99ZM108 43H106V45L108 44ZM256 43H255V45H251L252 47H254V48H251L252 49V52L254 51H256L257 50V47H261L263 44H264V41H263V43H260V45L259 46H257L256 45ZM46 44V45H45ZM68 44H70V45H68ZM84 44L87 46H85L86 48H84ZM44 45V46H43ZM61 45H62V47H61ZM97 45H99V47H98V49H97ZM101 45V46H100ZM38 46V47H37ZM69 46V47H68ZM77 46H78V48H77ZM81 46L83 47V49L82 50H79V49H81ZM105 46V45H104ZM248 46V45H247ZM250 46V45H249ZM248 46V47H249ZM250 46V47H251ZM255 46H257V47H255ZM33 47H34V49H33ZM42 47V48H41ZM46 47H47V49H46ZM80 47V48H79ZM244 47V46H243ZM242 47V48H243ZM246 47V46H245ZM37 48H39V49H36ZM50 48V47H49ZM66 48V49H67ZM73 48V47H72ZM72 48H70V49H72ZM247 48V47H246ZM69 49V50H70ZM77 49L79 50V52H77ZM96 49V50H95ZM251 49L249 50V49H247L248 51H250V53L247 51V50H245V53H243L242 51H241V54H242V56L240 55H237L236 54V56H239V57H244V55L245 54H251L250 56H249V58L247 59V61H246V63L248 64V65H246V64H244V70H248V71H244V70H240V73L239 74H242L241 72H246V73H244L243 75H241V76H243L242 78H241V80H240V75L238 74V76H239V81H235V80H237V78L236 77H234V79H233V77L231 76V78L230 77H228V80L227 79H225V80H227V81H225L224 79L222 80V81H220V79H219V77L218 78H216L214 81H218L219 83H220V85H222L223 83L225 84L226 82L227 83H229V84H231V86H233L235 89H237V91L236 92H239L238 94H240V95H238L237 96V99H238V97H239V99L240 100H243V101H240V100H237L236 99V97H235V101L233 100V98H232V100H233V102H236V100H237V102L239 101V102H241V103H236V105L238 106V107H235L233 104H231V98H229V96L231 95H229V93H228V91H230L231 89H232V87L231 86H229V84H228V86L227 85H224V86H226L225 88H227V87H229L228 88V90L226 91V93H228V99H227V97H225L224 95L226 94L225 92L223 93V91H222V89L224 88V86L222 85V86H220V87H222V89H220L219 90V88L220 87H218L217 88V90L216 89H214V88H216V87H214V85H213V89L215 90V91H217V94L216 93H214L215 95H217L218 97H220V98H224V99H222V100H224L223 102L221 101V100H219V99H217L216 97H214L215 95L213 94L212 95V99H211V97H210V95L212 94V92H214V90L212 91V92H208L207 93V91H208V88L209 87H207V88H205V89H203L204 91L206 90V94H204V95H209L208 96V99L210 98L212 101L209 103V101H210V99L208 100V99H206L207 97H205V101L203 100L202 102H200L201 104H203L202 106H204V107H202L201 106V108H204V109H202L201 111L203 112V110L206 112V111H209V112H211L212 113V111L213 110H215V108L217 109V106H219L218 107V109H219V112H216V111H218V110H215V111H213V113L215 114V112L217 113L216 115H218V113H222V111H223V115L221 116L220 114V117L223 119H221L220 117H219V120L217 119L216 120V122H213L212 123V127L210 128V131H208L206 134V138H207V140L205 141V143L203 144L202 143V141L204 140V139H206L205 137H204V139H202V141L200 140V142H201V144L200 143H196L195 145L196 146H192L191 145V147L189 146L190 144H188V146L186 145V144H183L184 146L186 145L187 146V148L185 147H183V145L181 146L180 145V143L178 142V140H177V142L175 141V142H172V143H174V144H172L171 142H170V144L169 143H166V145L165 144H163L165 147V149L166 148H170V149H172V151L174 150V154L177 156V154H178V160L179 159H181L180 160V162L182 161H184V163H187V164H185L184 165V167L185 168H188V169H186L185 171L187 172V171H189V172H184V174H179L181 177H178V178H180V179H178L177 178V176H179V175H177V174H175V172H174V170H173V168L172 169H169L170 171L169 172H173L172 174H169V172H168V170H165V172L164 171H162V172H160V173H162V174H160V173H157V174H153V175H151V174H149L148 176L150 177V180H152V181H150L149 180V177L147 176L146 177V175H144L143 177L141 176L140 178H136L135 180H133L134 178H131V180L129 181L128 180V183H127V181H125L126 183H122L121 184V190H120V188H119V190H117L115 193L113 192L114 190H112V188L111 187H107V189H106V187L104 188H102V187H100V189H98V187L96 188V187H93V186H91L90 187V181L88 182V181H86L87 180V178L84 180L83 178V180H81V178H80V181L81 182H78V183H80L81 185H76L77 187H76V189L74 190V191H78V192H80L82 195H84L86 198H87V200H89V201H93L95 198H93V197H96L97 199L96 200H94L91 204L92 205H94L96 208H94V206H92L91 204H89L90 205V207H89V209H91V206L94 208H92L91 210H95V209H97V208H99V203H101L100 201L102 200H99L100 199V197H99V199H98V195H103L102 196V198H104V200L106 199V201H108L109 203H113L114 201H116L117 203H113V205H115L114 206V210H115V212H116V214H115V216H112L113 218H115V219H118V215H119V217L121 216V215H130V212H127V211H130V209H131V206H130V209H126L125 208V205H126V201H127V205L129 204V201L128 200H132V199H129L133 194H135L136 195V193H133V194H131L132 192H130V186H132V184H136V183H138L137 185H139V183H140V185L142 184L143 186L145 185V187H146V189L147 190H149L150 188L152 189H150L151 191H154V192H149V193H158V192H161V190L162 191H164L165 189L166 190H169V191H171L172 189L173 190H175L174 192H177L178 194L180 193V194H182V193H184L185 195L184 196H186L185 198H181V200H182V202H179V200H178V202H176V204L174 203L173 205H175L174 207H172L173 205H166L167 207L165 208V207H162V205L163 206H165V204H159L160 206H161V208L160 209H162V211H163V208L165 209L164 210V212L166 211V210H168V209H170V211L171 210H181L182 212H191V209H192V211H194V212H196V211H198V213H201V215H199V216H203V214H204V218L203 217H198V220H196V221H198L196 224L197 225H203V221H204V223L206 222H210V220L212 221V219L213 220H215L216 222H217V224L216 225H214V226H210V225H208V226H206V224H204L205 225V228H204V234L209 238V240L212 242V240H214L213 242H215V244H217V249L218 250H214V251H216L215 253L214 252H212L213 250H211L210 251V253L211 254H217V252H218V254L219 253H222V257L225 255V254H227V253H229V254H233L234 252H238L240 249H241V247H247V246H251V245H253L254 244V242L256 243V242H258L260 239H264V208H261V205H262V207H264V191H261V190H264V189H262L263 187H261L260 189V192H259V188H257V186L259 187V186H261V183H260V179L263 177L264 178V176H262L261 175V173H263L264 172V169L263 170H259V171H257V172H259L258 174H253L254 176H252L251 177V175H252V173L251 172H253L254 170H256L257 169V167L256 168H253V167H255V166H253L254 165V163L256 164L257 162H255V161H259V160H262L263 161V159H264V155H263V157H261V156H257V157H261V159H258L257 157H256V159L257 160H255V161H253V159H255L254 157H252V159L250 158V160L248 159V160H246V162L244 161V162H242V164H243V166H242V164H240V163H238L237 165H234V166H231V168H233L234 169V167H235V169L233 170V169H230V167H228V168H226L225 170H223V169H221V170H223V171H226V170H228V172L229 171H231V173L230 174H232L231 175V177H234V174H239L238 173V171L240 172V174H242V173H244V172H242V171H245L246 170V173H244V174H242L243 176L245 175H247V171L251 174H249L250 176L249 177H251V179L248 177V175H247V177L246 178H249V180L248 181H246L245 182V184L240 188V189H237L236 191L234 190V189H227V187L225 188V186L224 185H221L220 183H218V182H214V178H213V176H211V174H217V173H215L216 171L215 170H218V169H216V166H218V165H215V167H213L214 165H212V167H210L211 166V162H210V165H209V167H207L206 165H208V164H206V165H202V162L205 164V163H207V162H205L204 160H202V162L200 163V157L201 156H203V157H205V154L207 155L208 153H215L217 150H219V149H221V148H223V147H226L225 145H227V143H231L233 140H235V139H239V140H246V141H249V140H255V138H256V140L257 139H261L260 141H262L263 140V138H264V124H262V122H264V111H262V110H264V94H263V92L262 91H264V89H263V87H264V85H263V87H259L258 89H254V87L256 88V87H258V86H262V84H263V82H264V77H263V75L260 73L261 71L262 72H264V70H261L260 71V69H264V66L263 67H261L263 64H264V62H263V64H262V61L264 60L263 58H262V56L261 55H263L264 53V51H262V52H259V53H256L255 55L256 56H254V54H252L251 53ZM254 49H256V50H254ZM41 50H43V51H41ZM87 50V51H86ZM89 50V51H88ZM244 50V49H243ZM36 51V52H35ZM38 51H40L39 53H38ZM57 51V50H56ZM58 51H59V49H58ZM72 51H73V49H72ZM83 51H85V53L83 52ZM192 51H194V50H192ZM191 51V52H192ZM196 51V50H195ZM247 51V52H246ZM55 52V51H54ZM53 51H52V54H55ZM60 52V51H59ZM82 52V53H81ZM190 52V53H191ZM239 52V51H238ZM253 52V53H254ZM58 53V52H57ZM56 53V54H57ZM77 53H80V54H77ZM190 53H188L189 55H190ZM194 53V52H193ZM192 53V54H193ZM196 53V52H195ZM194 53V54H195ZM201 52H199V54H198V51H197V54H196V56L197 55H199V56H201L202 55V53L200 54ZM240 53V52H239ZM50 54H51V52H50ZM192 54H191V58H192ZM194 54H193V58L195 57L194 56ZM32 56V55H31ZM74 56V57H75ZM199 56L198 57H196V58H199ZM246 56V55H245ZM248 56V55H247ZM258 56L260 57L261 56V58H258ZM264 56V55H263ZM74 57H72L73 58V60L71 61V57H69V60L66 58V62H68V61H71V62H68V63H71L72 64V62H75L76 61V57L74 58ZM189 57V58H190ZM239 57H236V61L239 59ZM258 58V60H257V58ZM238 58V59H237ZM242 58H240V59H242ZM255 58V59H254ZM232 59V58H231ZM231 59H229V61L231 62H225V63H223L222 65H224V69H226V68H228L229 67V65L231 66V65H234L235 63H236V61H235V63H234V60L232 59V61H231ZM239 59V60H240ZM252 59V60H251ZM249 60V61H248ZM260 60V61H259ZM251 61H254V63L253 62H251ZM257 61V62H256ZM238 62V61H237ZM55 63V62H54ZM53 62L52 63H47L46 64V66L49 64V65H53L54 64ZM226 63H227V66H225L226 65ZM257 65H256V64ZM260 63H261V68L260 69H258L259 68V66L258 65H260ZM38 64H40V63H38ZM56 65H58V63H55ZM54 64V65H55ZM229 64V65H228ZM250 64V65H249ZM257 66H255V65ZM41 65V64H40ZM45 65V64H44ZM49 65H48V67H49ZM53 65V66H54ZM222 65L220 66V67H222ZM45 66V68L46 69H49V68H47ZM249 66V67H248ZM252 66V67H251ZM250 67L252 68V70L250 69ZM56 67L54 66V67H52L51 69L53 70V69H55ZM223 68H216V70L214 69V71H217V69H219L218 71H217V73L216 72H214V74H210V76L211 77H215V76H217L219 73H220V70L221 69H223ZM246 68V69H245ZM255 68V69H254ZM51 69H49L51 72H53ZM49 70H47V71H49ZM251 70V71H250ZM255 70H259L258 72H259V75H258V72H256ZM250 71V72H249ZM253 71L255 72V74H257V75H255V74H253ZM134 72V71H133ZM139 71H136V75H137V77H138V75L140 74L141 76H144V75H146V74H148V73H146V72H144V73H146V74H141V72H139ZM70 73V72H69ZM129 73V72H128ZM127 73V74H128ZM132 73V72H131ZM131 73H129L130 75H131ZM143 73V72H142ZM212 73V72H211ZM65 75H68V76H70L71 75V73H70V75L67 73H64ZM134 73H132V75H133ZM217 74V75H216ZM246 74V75H245ZM249 74V75H248ZM253 74V75H252ZM73 75V74H72ZM71 75V76H72ZM135 74L133 75V76H136ZM139 75V77H141ZM153 76H151L150 78L151 79H153L152 80V83H154V85H156V82H159V84H160V86L158 85H156L158 88H157V90L159 89V88H161V89H159V90H161L162 91V89H164V86H165V83H164V85L162 86V84L163 83H161V82H164V81H161L160 79L162 78V77H157L156 75H155V77H154V74H152ZM172 75H174V74H172ZM176 75V74H175ZM175 75L172 77V78H174V79H172L171 77H166L167 79H164V78H162V80L164 79L165 80V82H166V86L169 84V86H171L172 85V80H174L175 81V78H177V79H179V77L177 76V77H175ZM213 75H215V76H213ZM251 75V76H250ZM115 76H117V75H115ZM147 76V75H146ZM146 76L145 77H143V78H145L146 79ZM257 76V77H256ZM259 76V77H258ZM67 77V76H66ZM138 77V80L139 79H141V78H139ZM149 77V76H148ZM154 77V78H153ZM156 77L157 78H160L159 80L158 79H156ZM248 77H249V79H248ZM256 77V78H255ZM260 77H263V80H259V78ZM116 78H118V77H116ZM116 78H114V80L116 79ZM180 78H181V76H180ZM230 78V79H229ZM236 78V79H235ZM251 78H253V79H251ZM65 79H73V76H72V78L70 77H67V78H65ZM64 79V80H65ZM151 79H148V80H151ZM155 79H156V81H155ZM176 79V80H177ZM185 79V78H184ZM217 79H219V80H217ZM246 79V80H245ZM257 79V80H256ZM113 80V82H114V84H116L117 82L119 83V82H121L120 81V77L118 78V80L119 81H117V79L114 81ZM144 80V79H143ZM142 80V81H143ZM147 80V79H146ZM146 80L144 81V82H146ZM148 80H147V83H148ZM158 80V81H157ZM166 80H169V81H166ZM170 80H171V82H170ZM230 80V81H229ZM235 81V82H233V81ZM259 80V82H257ZM141 81V80H140ZM142 81H141V83H140V85L142 84V86H143V84L146 86V84L143 82L142 83ZM154 81V82H153ZM174 81H173V83H174ZM178 81V80H177ZM181 81V80H180ZM182 81H183V79H182ZM251 81V82H250ZM149 82H151V81H149ZM168 82H170L171 83V85H170V83H168ZM176 82V81H175ZM184 82V81H183ZM218 82H216V83H213V84H216V85H218L219 83ZM223 82V83H222ZM231 82V83H230ZM240 82V83H239ZM151 83V84H152ZM168 83V84H167ZM218 83V84H217ZM226 83V84H227ZM236 83H238V85H240V86H238ZM250 83V84H249ZM255 83V84H254ZM257 83H259L260 85H258ZM262 83V84H261ZM120 84V83H119ZM122 85H124V86H127V85H125V84H123V83H121ZM121 84H120V86H121ZM150 84V83H149ZM149 84H147V85H149ZM150 84V85H151ZM158 84V83H157ZM242 84V85H241ZM245 84V85H244ZM215 85V86H216ZM256 85V86H255ZM258 85V86H257ZM116 86V85H115ZM119 86V85H118ZM117 86V87H118ZM129 86V85H128ZM163 88H162V87ZM169 86L168 87H166L165 89H166V91H167V89L169 88ZM247 86H249V87H247ZM144 87V86H143ZM147 88L149 87V86H146ZM231 87V88H230ZM242 89H241V88ZM171 88V87H170ZM212 87H210V89H211ZM233 88V89H234ZM247 88H249V90H250V88H251V92L247 89ZM261 88V92H259V91H257V90H259ZM145 89V88H144ZM156 89V88H155ZM165 89H164V91H165ZM230 89V90H229ZM245 89V90H244ZM263 89V90H262ZM224 90V89H223ZM226 90V89H225ZM146 92H147V89L145 90ZM162 92L163 94L164 93H166V92ZM177 91V90H176ZM209 91H211V90H209ZM219 91H221V92H219ZM235 92L234 90H231V93H233V92ZM242 91V92H241ZM257 91V92H256ZM149 92V91H148ZM147 92V95L149 94ZM203 92V91H202ZM236 92H235V94H236ZM245 92V93H244ZM258 92L259 93H261L262 94V96L260 95V94H258ZM159 93V94H158ZM158 93H157V97L159 98V96L160 97H162L161 98V100L163 99H165L166 98V96H172L173 94H171V95H169V94H166V96H165V94H164V96H163V94L160 92V91H158ZM160 93L162 94V96L160 95ZM168 93V92H167ZM169 93H170V91H169ZM172 93V92H171ZM243 93V94H242ZM155 94H156V92H155ZM200 94V96H201V98L200 97H198L199 98V100H201V99H203L204 97H202V95H201V92L199 93ZM234 94V93H233ZM232 94V95H233ZM234 94V95H235ZM241 94H242V96H241ZM246 94V95H245ZM247 94H249L248 96H247ZM254 94V95H253ZM257 96H256V95ZM145 95H146V93H145ZM197 96H198V94H196ZM227 95V94H226ZM231 95V96H232ZM234 95H233V97H234ZM251 95V96H250ZM104 97L103 95H100V97ZM149 96V95H148ZM148 96H146V97H148ZM224 96V97H223ZM244 96H246V97H244ZM255 96V97H254ZM260 96V97H259ZM98 97V96H97ZM97 97L95 98L96 100H97ZM99 97V98H100ZM101 97V98H102ZM143 97H145V96H143ZM165 97V98H164ZM192 98H194V95L193 96H191ZM191 97L189 98V99H187V100H185L184 102L186 103L187 101L188 102H193V101H195L196 102V104H197V106H198V108L199 109H201L200 108V105H198L199 104V102H198V100H196L197 99V97L195 96V100L193 99V101H190V100H192L191 99ZM242 97V98H241ZM250 97V98H249ZM257 97V98H256ZM262 97H263V100H262ZM99 98H98V100H97V102H96V100H95V104L96 103H99L100 101H99ZM158 98H156V99H158ZM215 98L218 100V101H220V105H221V102L222 103H224V104H226L227 106H225V108L220 112V110L223 108V106H224V104H222L221 106L220 105H217L216 103H218V102H216V101H213V100H215ZM252 98V99H251ZM260 98V99H259ZM103 99V98H102ZM106 98L104 97V99L103 100H105ZM146 98H144V100H145ZM148 99V98H147ZM228 100L227 101V103H226V100ZM258 99H259V101H258ZM107 100V99H106ZM140 101H141V103H142V101H143V99H139ZM206 100H207V102H206ZM249 100H251V101H249ZM253 100V101H252ZM255 100V101H254ZM257 100V101H256ZM61 101V104H63V100H60ZM56 102V101H55ZM53 102L54 104H52L53 106H51L52 108V110H54L55 108H54V106H57V108H58V106L60 105V103H59V101L58 102ZM106 102V101H105ZM104 102V103H105ZM135 102H137V101H135ZM158 102L159 101H157V103H155V104H158ZM186 103V105L187 104H189V103ZM198 102V103H197ZM205 102V103H204ZM212 102H216V103H213L212 104ZM232 102V103H233ZM244 102V103H243ZM100 103H103L102 102V100H101V102ZM103 103V104H104ZM140 103V102H139ZM185 103L183 104V106L185 105ZM189 104L190 106H195L196 104L194 103V105H193V103L192 104ZM207 103H209V105H214V104H216L215 106L216 107H211V106H208L207 105ZM248 103V104H247ZM58 104V105H57ZM102 104V106L105 108L106 106L108 107L109 105H110V103H109V105H108V101L105 103L106 105H103ZM115 104H116V102H115ZM131 104H133V103H130V105ZM204 104H206L208 107H211V109H213V110H206L205 108H207V107H205V105ZM235 104V103H234ZM239 104H240V106H239ZM249 104H251V105H249ZM257 104V105H256ZM262 104V105H261ZM65 105V104H64ZM97 106L96 107H99L100 108V110H101V104H96ZM189 105H187L188 107H190ZM259 105V106H258ZM62 106V105H61ZM156 107L158 106V105H155ZM186 106V107H187ZM229 106V107H228ZM261 106H263V107H261ZM63 107H66V106H62V108ZM152 107H154L153 105H152ZM151 107V109H154V108H152ZM220 107H221V109H220ZM235 107V108H234ZM242 107H245V108H242ZM251 107V108H250ZM252 107H254V108H252ZM57 108H56V111H57ZM59 108H61L60 106H59ZM59 108H58V110H59ZM192 108V107H191ZM195 109H197V111L199 112L200 110L195 106L194 107ZM194 108H193V112H195L194 111ZM234 108V109H233ZM247 108H249V109H247ZM259 108H260V110H259ZM64 109V108H63ZM103 109V108H102ZM151 109H148L147 110V113L145 114V116H146V118H150V116L152 117L153 116V114L155 113V112H153V110H151ZM207 109H209V108H207ZM229 109V110H228ZM231 109V110H230ZM240 109V110H239ZM242 109V110H241ZM245 111H244V110ZM251 109L253 110V111H251ZM52 110H51V112H52ZM149 110H151L152 111V113L151 112H149V114H148V111ZM189 110H190V108H189ZM187 108H186V111H187V113L185 114V116H184V119H183V121L184 120H186V121H188V122H186V121H184V123L186 122V123H190L191 121H193V119L196 117L197 118V116H198V118H199V114L201 115V113L199 112V113H197V111L195 112V113H193V114H195V117H194V115L192 114V113H189V115H191L192 117H190L189 115H188V112H191V110L189 111ZM236 110V111H235ZM250 110V111H249ZM257 110V111H256ZM54 111L55 112V115H57V113L59 112V114H60V111H61V109H60V111ZM232 111V112H231ZM241 111V112H240ZM243 111V112H242ZM247 111V112H246ZM54 112L52 113L53 115H54ZM62 112V111H61ZM234 112V113H233ZM236 112V113H235ZM253 112V113H252ZM257 112V113H256ZM258 112H260V113H258ZM211 113H208L209 115H211ZM231 113V114H230ZM239 115H241L240 117H237V116H239ZM250 115H249V114ZM254 113H255V115H254ZM152 114V115H151ZM198 114V115H197ZM242 114H243V116H242ZM246 114V115H245ZM259 116H257V115ZM261 114V115H260ZM53 115H51V113H50V116H51V118L53 117L54 118V116ZM148 115V116H147ZM218 115V116H219ZM232 115V116H231ZM235 115V116H234ZM186 116H188V117H186ZM217 116V117H218ZM225 116V117H224ZM257 116V117H256ZM57 117V116H56ZM55 117V118H56ZM194 117V118H193ZM233 119H232V118ZM49 118L50 117H48V122L50 123V122H54L53 120H55V119H53L52 118V121H49ZM190 118H192V119H190ZM195 118V119H196ZM231 118V119H230ZM242 118H244L246 121L248 120V122L246 123V121L245 120H241ZM254 118V119H253ZM191 121H190V120ZM227 119V120H226ZM228 119H230V120H228ZM236 119V120H235ZM240 119V120H239ZM259 119H262V120H259ZM51 120V119H50ZM232 120V121H231ZM236 122H235V121ZM250 120H254L253 122L252 121H250ZM157 121V120H156ZM155 121V123H154V121L152 120V121H150L149 123H150V125H151V127L152 126H154V128L156 127L155 125H158V123H161V121L159 122V120H158V122H156ZM183 121H182V123H183ZM224 121V122H223ZM231 121V122H230ZM249 121H250V123H249ZM194 122V121H193ZM195 122H196V120H195ZM228 122V123H227ZM240 122H241V124H240ZM56 123H57V121H56ZM55 122H54V125H53V127L54 128H56V126H57V124H56ZM153 125H152V124ZM225 123H227L226 125H223V124H225ZM243 123L244 124H246L247 126H248V128H247V126H246V128H244L245 127V125H243ZM253 123V124H252ZM257 125H256V124ZM50 124H52V123H50ZM55 124H56V126H55ZM231 124H233V125H231ZM236 124V125H235ZM251 124L253 125V126H251ZM240 125H243V127H241ZM262 127H261V126ZM230 126V127H229ZM238 126V127H237ZM59 127V126H58ZM57 127V128H58ZM219 127V128H218ZM221 127V128H220ZM251 127V128H250ZM254 127V128H253ZM242 131V133H241V131H238L239 129ZM252 128H253V130H252ZM261 128H263V129H261ZM231 129V130H230ZM235 129V130H234ZM63 129H61L60 131H62ZM216 130H217V132H216ZM227 130V131H226ZM244 130V131H243ZM248 130H250V131H248ZM258 132L259 130H261V131H259L258 133L256 132V131ZM64 131V130H63ZM62 131V132H63ZM66 131V137H68V135H69V137H70V130H65ZM65 131L63 132L64 134H65ZM222 131V132H221ZM224 131H226L225 133H224ZM247 131L248 132H250L249 134L247 133ZM253 131H254V133L256 132V134H254L253 133ZM58 132H59V129H58V131H57V134H58ZM215 132V133H214ZM219 132V133H218ZM231 132V133H230ZM233 132H235V133H239L240 135H241V137L239 136V134L237 135V134H234ZM63 133H59L58 135L60 136L61 134H63ZM253 133V134H252ZM260 133V134H259ZM213 134V135H212ZM218 134V135H217ZM229 134H231V136L229 135ZM259 134V135H258ZM215 135V136H214ZM217 135V136H216ZM221 135V136H220ZM235 135V136H234ZM245 135V137H243ZM248 135V136H247ZM250 135H252V136H250ZM254 135H255V137H254ZM256 135H258V136H256ZM263 137H262V136ZM219 136V137H218ZM227 136H229V137H227ZM240 138H239V137ZM246 136H247V138H246ZM60 137H63L62 135L60 136ZM214 137V138H213ZM248 137H249V139H248ZM252 137V138H251ZM259 137V138H258ZM262 137V138H261ZM209 138H210V140H209ZM224 138H226V140L224 139ZM231 140V142H227V141H230L229 139ZM244 138V139H243ZM251 138V139H250ZM217 140V142H216V140ZM222 139H224V141L222 140ZM228 139V140H227ZM219 140V141H218ZM207 141H208V143H207ZM155 142V141H154ZM154 142H152V143H154ZM204 142V141H203ZM215 142V143H214ZM224 142V143H223ZM178 143V144H177ZM209 143H210V145H209ZM218 143H221V144H218ZM223 143V144H222ZM171 144H172V146H171ZM200 144V145H199ZM215 144L216 145H218V146H215ZM225 144V145H224ZM179 145V146H178ZM212 145V146H211ZM220 145V146H219ZM222 145V146H221ZM224 145V146H223ZM60 146V145H59ZM58 147V146H57ZM60 147H62V146H60ZM60 147H58L57 149L60 151L62 148H60ZM173 147V148H172ZM175 147V148H174ZM180 147H181V149H180ZM193 147V148H192ZM214 147H216L215 148V150H214ZM184 148V149H183ZM190 148V149H189ZM208 148H210V150L208 149ZM176 149V150H175ZM179 149V150H178ZM208 149V150H207ZM177 150L179 151V152H177ZM205 150V151H204ZM214 150V151H213ZM62 151V150H61ZM198 151H199V153H198ZM204 151V152H203ZM207 151H208V153H207ZM209 151H211V152H209ZM195 152V153H194ZM181 153V154H180ZM199 155H198V154ZM205 153V154H204ZM194 155V156H193ZM201 155V156H200ZM197 156H199V159H198V157ZM183 157H186V158H183ZM193 157H195V158H193ZM186 159H187V161H186ZM191 159V160H190ZM195 159H198V161L197 160H195ZM189 160V161H188ZM192 161V162H191ZM196 161V162H195ZM253 161V162H252ZM179 162V163H180ZM191 162V163H190ZM193 162H194V164H193ZM250 162V163H249ZM183 163V164H184ZM198 163L200 164L199 166H198ZM209 163V162H208ZM244 163L246 164V165H244ZM253 163V164H252ZM181 164V163H180ZM182 164V165H183ZM251 165V168L250 167H248L249 165ZM179 165V164H178ZM182 165H180V166H182ZM192 166V167H188V166ZM240 165V166H239ZM257 165V164H256ZM259 165L260 164H258L257 166H258V168H260V167H262V165L264 166V163H262V165L259 167ZM187 166V167H186ZM200 166H201V168L203 169H205V166H206V169H208L209 170V168H212V172H214V173H212V172H210V170L208 171V172H210V173H207L206 172V169H205V172L208 174V175H210V176H207V177H212V178H205L206 177V175H204V174H202V175H204L205 177H202V175L200 176H196V174L198 175V174H200V173H196V168L197 167H199L200 168ZM253 166V167H252ZM196 167V168H195ZM220 167V166H219ZM236 167H238V168H236ZM194 168V169H193ZM198 168V169H199ZM220 168H222V167H220ZM225 168V167H224ZM241 168V169H240ZM244 168V169H243ZM246 168H249L248 170L246 169ZM264 168V167H263ZM196 169V170H195ZM202 169H199L200 171L199 172H203L204 171V169H203V171H201ZM215 169V170H214ZM236 169H238V170H236ZM240 169V170H239ZM251 169V170H250ZM253 169V170H252ZM262 169V168H261ZM166 171H167V173H166ZM218 171H220V169L218 170ZM217 171V172H218ZM235 171H237V172H235ZM164 172V173H163ZM204 172V173H205ZM227 172V171H226ZM256 172V171H255ZM254 172V173H255ZM193 173V174H192ZM225 173V172H224ZM228 173V174H229ZM165 174V175H164ZM167 174V175H166ZM169 174V175H168ZM195 174V175H194ZM227 173H225V175H226ZM227 174V176H229ZM151 175V176H150ZM174 175V176H173ZM155 176V177H154ZM167 176H169L168 178H167ZM170 176H172V177H170ZM184 176H185V178H184ZM187 176V177H186ZM238 176V175H237ZM157 177H159V178H157ZM166 177V178H165ZM175 177V178H174ZM197 177V178H196ZM199 177V178H198ZM230 177V176H229ZM85 178V177H84ZM148 178V179H147ZM183 178V179H182ZM260 178V179H259ZM159 179H161V180H159ZM170 179V180H169ZM175 179V180H174ZM182 179V180H181ZM188 179V180H187ZM204 179V180H203ZM211 179V180H210ZM142 180V181H141ZM156 180V181H155ZM166 180V182L165 183H167V184H165L164 183V181ZM174 180V181H173ZM179 180V181H178ZM182 182H181V181ZM200 180V181H199ZM260 180V181H259ZM84 183H83V182ZM137 181V182H136ZM145 181V182H144ZM148 181V182H147ZM158 181H159V183H158ZM163 181V183H161ZM172 181V182H171ZM175 181H177L176 183H175ZM194 181V182H193ZM197 181V182H196ZM200 183H199V182ZM206 181V182H205ZM211 181V182H210ZM181 183L182 185H179V183ZM193 182V183H192ZM206 184H205V183ZM83 183V184H82ZM145 183V184H144ZM156 183H157V186H156ZM169 183V184H168ZM170 183H172V184H170ZM185 183V184H184ZM199 183V184H198ZM208 183V184H207ZM211 183V184H210ZM215 183H217V184H215ZM257 183H259V184H257ZM86 184V185H85ZM123 184H125V185H123ZM129 184V185H128ZM155 184V185H154ZM165 186H167L168 185V187H165ZM191 184V185H190ZM193 184V185H192ZM198 184V185H197ZM83 185V186H82ZM89 187H88V186ZM133 185V186H134ZM159 185V186H158ZM161 185V186H160ZM162 185H163V187H162ZM171 185V186H170ZM177 185V186H176ZM186 185H188V186H186ZM202 185V186H201ZM207 185H209V186H207ZM217 185V186H216ZM221 185V186H220ZM256 185V186H255ZM126 186V187H125ZM153 186H155L154 188H157V189H154V188H152ZM178 186H179V188H178ZM180 186H181V188H182V190L184 191H182V192H180L181 191V188H180ZM182 186H184L185 188L183 189V187ZM192 186V187H191ZM197 186V187H196ZM206 186V187H205ZM223 186H224V188H223ZM84 188V189H82V188ZM86 187V188H85ZM88 187V188H87ZM93 187V188H92ZM127 189V191L129 190V192L128 193H126V189ZM128 187V188H127ZM171 187V188H170ZM172 187H175V188H172ZM188 187V188H187ZM191 187V188H190ZM202 187V188H201ZM205 187V188H204ZM251 187V188H250ZM254 189H253V188ZM161 188V189H160ZM163 188H165L164 190H163ZM178 188V189H177ZM189 188H190V190H189ZM193 188V189H192ZM200 188H201V190H200ZM213 188V189H212ZM257 188V189H256ZM81 189V190H80ZM103 189V190H102ZM146 189H144L143 191H142V194L144 193H146ZM154 189V190H153ZM188 189V191H186ZM212 189V190H211ZM217 189V190H216ZM224 189V190H223ZM257 191H256V190ZM97 190V191H96ZM149 190V191H150ZM157 190H158V192H157ZM179 190V191H178ZM203 190H205V193L203 192ZM211 192H210V191ZM229 190H231V191H229ZM251 190V191H250ZM95 191V192H94ZM112 191V192H111ZM190 191V192H189ZM214 191L216 192V193H214ZM217 191H219V192H217ZM77 192V193H78ZM90 192V193H89ZM97 192V193H96ZM101 192V193H100ZM171 192H173V191H171ZM186 192V193H185ZM187 192H189L190 193V195H189V193H187ZM209 192V193H208ZM228 192V193H227ZM234 192V193H233ZM256 192H258V193H256ZM262 192V193H261ZM87 193V194H86ZM93 193H94V195H93ZM148 192L146 193V194H149ZM204 193V194H203ZM230 193V194H229ZM248 193V194H247ZM256 194V196L254 195V194ZM260 193H261V197H260ZM91 194V195H90ZM126 194H127V197H129V195L128 194H130V197L129 198H126V200H123V199H125V197H126ZM210 194H211V196H210ZM214 194V195H213ZM215 194L218 196H215ZM226 194V195H225ZM242 194V195H241ZM244 194V195H243ZM252 194V195H251ZM135 195H133L132 197H135ZM203 195V196H202ZM206 195V196H205ZM230 195V196H229ZM236 195H238V196H236ZM248 195V196H247ZM250 195V196H249ZM90 196H92V197H90ZM111 196V197H110ZM125 196V197H124ZM136 196H138V194L136 195ZM193 196V197H192ZM226 197V198H224V197ZM246 197V198H243V197ZM85 197H83V200H81L80 201V204H81V202H83L84 203V200H85V202L87 201L86 200V198ZM90 197V198H89ZM105 197H107V198H105ZM118 197H119V199H118ZM122 197H124V198H122ZM199 197V198H198ZM209 197V198H208ZM211 197V198H210ZM238 197V198H237ZM254 199H253V198ZM110 198V199H109ZM121 198H122V200H123V202H122V200H121ZM186 198H187V200H186ZM202 198V199H201ZM207 198V199H206ZM218 198V199H217ZM256 198H258V199H256ZM91 199V200H90ZM116 199H118V201L116 200ZM128 199V200H127ZM195 199V200H194ZM216 199V200H215ZM223 199H224V202H223ZM240 199H242V200H240ZM245 201H244V200ZM260 199V200H259ZM99 200V202H96V201H98ZM103 200V201H104ZM192 200V201H191ZM197 200V201H196ZM200 200H202V201H200ZM204 200H206V201H204ZM248 201V203H247V201ZM256 200V201H255ZM111 201V202H110ZM209 201V202H208ZM242 201V202H241ZM244 201V202H243ZM255 201V202H254ZM95 202V203H94ZM108 202H106V206L107 207H109V206H111L110 204H107ZM118 202H120V203H118ZM125 202V203H124ZM190 202H192V203H190ZM195 202H198V203H195ZM202 202V203H201ZM231 202V203H230ZM233 202V203H232ZM254 202V203H253ZM96 203H98V204H96ZM105 203V202H104ZM123 203V204H122ZM188 203V205L186 206V204ZM210 204V207H209V204ZM212 203V204H211ZM228 203H230L229 205H228ZM259 203H260V205H259ZM125 204V205H124ZM179 204L181 205L180 207H179ZM194 206H196V207H194ZM201 204V205H200ZM214 204V205H213ZM216 204V205H215ZM221 204V205H220ZM232 204V205H231ZM235 204V205H234ZM239 204V205H238ZM250 204H253V205H250ZM74 205H76V204H73V203H71V204H69V206H70V211L71 212H73V211H75V210H73L74 209ZM96 205H98V207L96 206ZM101 205V204H100ZM112 205V206H113ZM117 205V206H116ZM127 205H126V207H127ZM191 205V206H190ZM226 207H225V206ZM241 205V206H240ZM242 205H244L243 207H242ZM245 205H247V206H245ZM72 206H73V208H72ZM123 206V207H122ZM159 206V207H160ZM186 206V207H185ZM193 206V207H192ZM199 206H201V207H199ZM207 206V207H206ZM218 206V207H217ZM224 206V207H223ZM230 206H232L231 208H230ZM235 206H237L236 208H235ZM251 206H253V207H251ZM116 207V208H115ZM128 207H129V205H128ZM188 207V208H187ZM191 207V208H190ZM204 207V208H203ZM206 207V208H205ZM224 209H223V208ZM227 207H229V208H227ZM241 207H242V209H241ZM255 207V208H254ZM201 208V209H200ZM203 208V209H202ZM234 208H235V210H234ZM238 208V209H237ZM240 208V209H239ZM248 208V209H247ZM100 209H101V207H100ZM100 209H97V211L98 212H100ZM122 209V210H121ZM125 209V210H124ZM148 210H151V209H149V208H147ZM146 209V210H147ZM159 209V208H158ZM188 209V210H187ZM194 209H196V210H194ZM209 209V210H208ZM214 209V210H213ZM221 209H223V210H221ZM244 209V210H243ZM260 209V210H259ZM73 210V211H72ZM114 210L112 211V215H114L113 213H114ZM117 210V211H116ZM132 210L133 209H131V212H132ZM145 209H143V210H141L142 212L144 211ZM145 210V211H146ZM147 210V213L146 212H143V213H145L146 215H149L148 213H149V211ZM185 210H187V211H185ZM204 210H206V211H204ZM223 211V212H221V211ZM228 210V211H227ZM231 210H233V211H231ZM241 212H240V211ZM259 212H258V211ZM122 212V214H121V212ZM137 211H139V210H137ZM152 211L153 212H155V211H160V212H162L161 210H157V209H152ZM169 211V210H168ZM200 211H202V212H200ZM254 211V212H253ZM262 211V212H261ZM70 212V213H71ZM76 212V211H75ZM95 212V211H94ZM97 212V213H98ZM133 212H135V210H133ZM132 212V213H133ZM151 212V211H150ZM154 213V214H159V213ZM219 212V213H218ZM243 212V213H242ZM74 213V212H73ZM73 213H72V215H73ZM77 213L79 214V212L77 211ZM77 213H75L74 214V216L77 214ZM97 213H96V215H97ZM123 213H125V214H123ZM127 213V214H126ZM129 213V214H128ZM163 213V212H162ZM210 213V214H209ZM218 213V214H217ZM225 213H227V214H225ZM231 215H230V214ZM238 213V214H237ZM253 215H251V214ZM256 213V214H255ZM77 214V215H78ZM100 214V213H99ZM99 214H98V216H97V220L99 221L100 220V222L101 223H106L107 221H109V220H107L108 218H105L104 217V215L102 214V216H100L99 217ZM100 214V215H101ZM150 214H153L152 212L150 213ZM161 214V213H160ZM206 214V215H205ZM258 214V215H257ZM238 218H236L235 216ZM239 215V216H238ZM255 215V216H254ZM49 215H47V217H48ZM217 216V217H216ZM219 216V217H218ZM223 216V217H222ZM243 216V217H242ZM249 216V217H248ZM251 216V217H250ZM257 216V217H256ZM129 217V216H128ZM206 217H207V219H206ZM214 217V218H213ZM216 217V218H215ZM227 217H228V219H227ZM230 217H231V220H230ZM233 217H235V218H233ZM239 217H241V219L239 218ZM259 217V218H258ZM262 217V218H261ZM96 218V217H95ZM199 218H200V220H199ZM218 218H219V220H218ZM223 218V219H222ZM244 218H246V219H244ZM204 219V220H203ZM233 219V220H232ZM236 221H235V220ZM242 219L243 220H246L247 221V226L245 225V227H244V225L241 223L242 222ZM248 219H249V222H248ZM255 219H256V221H255ZM258 219V220H257ZM261 219H262V224L260 223L261 222ZM104 220H106V221H104ZM203 220V221H202ZM207 220V221H206ZM209 220V221H208ZM225 220H227V221H225ZM238 220H241V221H238ZM253 220V221H252ZM221 223H220V222ZM231 221V225H229L230 222ZM238 221V222H237ZM252 221V222H251ZM260 221V222H259ZM223 222V223H222ZM256 223V225L258 226V224L260 225L261 224V226H258V227H256V225H253V224H251V223ZM259 222V223H258ZM110 223H112V222H110ZM234 223V224H233ZM250 225H249V224ZM237 224V225H236ZM239 224V225H238ZM218 225V226H217ZM227 225V226H226ZM242 227H241V226ZM253 225V226H252ZM229 226V227H228ZM230 226H231V228H230ZM255 226V227H254ZM104 227V226H103ZM101 227V229L99 230L100 232H98L99 234H101V235H103V233L104 234H111V236H107L108 238H109V240L108 241H111L110 243L108 242V244H109V246H112L115 250H116V254L117 255H120L119 253H123V255H125V253H131L132 251H133V247L134 246H136V245H134L133 244V242H132V240H129L128 238L125 240V238L123 237V236H121L120 235V233H118L117 232V230H115L114 228H109L108 230H106V227ZM233 227V228H232ZM241 227V228H240ZM249 229H248V228ZM261 227V228H260ZM104 230H103V229ZM223 228H225V229H223ZM245 229V232H244V229ZM247 228V229H246ZM252 228H254L253 229V231H252ZM258 228V229H257ZM222 229V230H221ZM255 229H257V231H255ZM261 229V230H260ZM207 230V231H206ZM225 230V231H224ZM227 230V231H226ZM230 230V231H229ZM259 230V231H258ZM107 231V232H106ZM109 231V232H108ZM111 231V232H110ZM214 231V232H213ZM234 231V232H233ZM237 233H236V232ZM252 231V232H251ZM208 232H209V234H208ZM214 234H213V233ZM220 232V233H219ZM223 232V233H222ZM227 232H228V234H230V235H228L227 234ZM232 234H231V233ZM252 234H251V233ZM113 233V234H112ZM239 233V234H238ZM261 235H260V234ZM223 234V235H222ZM236 234V235H235ZM118 235V236H117ZM120 235V236H119ZM234 235V236H233ZM238 235V236H237ZM243 235V236H242ZM250 235V236H249ZM255 235V236H254ZM214 236V237H213ZM218 236V237H217ZM237 236V237H236ZM240 236V237H239ZM256 237V238H253V237ZM230 237H232V238H230ZM243 238V239H242ZM111 239V240H110ZM119 239V240H118ZM254 239V240H253ZM115 240V241H114ZM125 240V241H124ZM243 240V241H242ZM218 243H217V242ZM235 241V242H234ZM240 243H239V242ZM112 242H113V244H112ZM237 242V243H236ZM247 242V243H246ZM123 243V244H122ZM224 243V244H223ZM246 243V244H245ZM100 244H102L103 246H104V244L107 246L108 244H106V242L105 243H101V242H99L98 243V247H99V245ZM234 244V245H233ZM118 245V246H117ZM129 245V246H128ZM219 245V246H218ZM225 245V246H224ZM236 245V246H235ZM242 245V246H241ZM132 246V247H131ZM100 247H101V245H100ZM99 247V248H100ZM232 249H231V248ZM102 248V247H101ZM121 248H122V250H121ZM127 248V249H126ZM237 249H238V251H237ZM121 250V251H120ZM128 250H129V252H128ZM130 250H132V251H130ZM235 250V251H234ZM126 254V255H127ZM229 254H227V255H229ZM128 255H130V254H128ZM249 259V258H248ZM248 259H242L241 260V258H238L237 260H238V263L239 264H245L246 262H247V260ZM250 260H251V258L248 260L249 262H250ZM242 261V262H241ZM241 262V263H240ZM249 262H247V264H249ZM251 262L253 263V262H255V261H252L251 260ZM263 262V263H262ZM141 262H139L138 264H140ZM148 262H147V260H145V261H143L141 264H147ZM258 264L260 263H262V264H264V260L263 261H259V262H257ZM256 262L255 263H253V264H257ZM251 264V263H250Z\"/></svg>",
	"mask_w": 264,
	"mask_h": 264
}]
</instances>
